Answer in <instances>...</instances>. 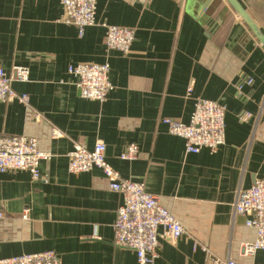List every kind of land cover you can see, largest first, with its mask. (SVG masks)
<instances>
[{
    "label": "crops",
    "instance_id": "0c3cea01",
    "mask_svg": "<svg viewBox=\"0 0 264 264\" xmlns=\"http://www.w3.org/2000/svg\"><path fill=\"white\" fill-rule=\"evenodd\" d=\"M239 2L264 33V0ZM61 12L60 0H0V65L29 70L27 81L11 82L29 104L0 102V131L37 136L52 154L38 179L0 172V256L50 250L65 264H136L132 250L114 243L121 195L98 168L68 170L75 143L90 150L101 140L121 177L158 195L185 230L174 241L159 237L154 264H264V251L240 253L254 230L234 211L238 190L264 178V46L228 1L97 0L98 22L134 29L127 54L106 50L102 26L80 36ZM77 62L109 63L113 88L103 102L80 96L68 72ZM240 72L253 82L239 91ZM199 98L226 106L225 142L185 153V140L160 118L188 123ZM130 143L138 158L121 159Z\"/></svg>",
    "mask_w": 264,
    "mask_h": 264
},
{
    "label": "built area",
    "instance_id": "2783aa9c",
    "mask_svg": "<svg viewBox=\"0 0 264 264\" xmlns=\"http://www.w3.org/2000/svg\"><path fill=\"white\" fill-rule=\"evenodd\" d=\"M62 12L60 21L73 25L82 36L88 26L100 25L104 28L102 42L106 50H115L123 54L129 52L135 38L134 29L98 22L96 20L97 0H60ZM110 66L104 63L77 62L68 67V72L75 78L80 96L90 100L103 102L113 88L109 80ZM29 79V70L25 66L15 65L7 73L0 65V102L16 99L29 104V96L17 94L12 88V80L20 82ZM252 78L243 72L239 74L237 89L243 84H251ZM191 91V85L188 93ZM226 106L220 102L199 98L194 103L188 123L171 117L160 120L167 125L170 134L185 140V153H198L202 148L214 152L225 142ZM240 116L241 119L246 117ZM41 114L35 115L40 121ZM50 135L55 137L60 132L51 128ZM106 146L97 140L92 149L75 143L67 153L68 170L81 173L98 168L107 180L108 187L121 195L115 219L112 224L114 243L117 246L132 250L136 256V264H154L158 257L159 237L176 240L185 230L177 216L166 208L161 198L148 192L142 182L121 177L106 160ZM139 148L136 144L126 145L120 154L124 160H136ZM52 154L42 150L38 138L34 135H7L0 131V172L26 171L34 179L40 177V163L50 160ZM234 211L246 216V226L254 230V239L245 242L240 248L244 256L253 255L256 251H264V178L257 179L248 188H240L234 202ZM4 212L0 205V221ZM208 252L207 248H204ZM213 264H243L233 258L213 259ZM0 264H65L53 251L33 252L10 257H1Z\"/></svg>",
    "mask_w": 264,
    "mask_h": 264
},
{
    "label": "water",
    "instance_id": "95a60500",
    "mask_svg": "<svg viewBox=\"0 0 264 264\" xmlns=\"http://www.w3.org/2000/svg\"><path fill=\"white\" fill-rule=\"evenodd\" d=\"M233 10L237 13V16L244 21L248 28L252 31L257 40L264 46V33L259 26L250 17L239 0H227Z\"/></svg>",
    "mask_w": 264,
    "mask_h": 264
}]
</instances>
